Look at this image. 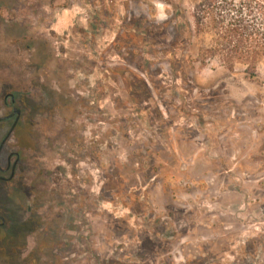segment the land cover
I'll return each instance as SVG.
<instances>
[{
  "label": "clouds",
  "instance_id": "clouds-1",
  "mask_svg": "<svg viewBox=\"0 0 264 264\" xmlns=\"http://www.w3.org/2000/svg\"><path fill=\"white\" fill-rule=\"evenodd\" d=\"M0 143V264H264V0H0Z\"/></svg>",
  "mask_w": 264,
  "mask_h": 264
},
{
  "label": "rangeland",
  "instance_id": "rangeland-1",
  "mask_svg": "<svg viewBox=\"0 0 264 264\" xmlns=\"http://www.w3.org/2000/svg\"><path fill=\"white\" fill-rule=\"evenodd\" d=\"M5 152V148L3 153ZM2 157V156H1ZM0 213L6 218L7 224L10 225L11 223L21 222L23 212L20 209L19 205H15L12 201L8 200L5 196V190H4V182L0 181ZM15 227L11 226V233L13 236ZM146 246H147V241H146ZM12 250V249H11ZM9 254L10 251H8Z\"/></svg>",
  "mask_w": 264,
  "mask_h": 264
},
{
  "label": "trees",
  "instance_id": "trees-1",
  "mask_svg": "<svg viewBox=\"0 0 264 264\" xmlns=\"http://www.w3.org/2000/svg\"><path fill=\"white\" fill-rule=\"evenodd\" d=\"M15 227L16 229H15V231L13 232L14 233V235H16V234H18V233H22L23 231H26L27 230V225H23V226H21L20 225V223H18V222H15V223H11L10 224V227ZM4 244V243H3ZM10 244H15V240H12V241H10ZM12 249V247L11 246H8L7 247V250L8 251H10V253H11V250Z\"/></svg>",
  "mask_w": 264,
  "mask_h": 264
},
{
  "label": "flooded vegetation",
  "instance_id": "flooded-vegetation-1",
  "mask_svg": "<svg viewBox=\"0 0 264 264\" xmlns=\"http://www.w3.org/2000/svg\"><path fill=\"white\" fill-rule=\"evenodd\" d=\"M1 144L2 143H0V146H1ZM3 151H4V145L0 149V157L4 155ZM17 162H19V161H17ZM10 178H11V176H9V179ZM0 181L1 182H4V177L0 176ZM2 218H4V220L7 222L6 218L0 213V221H3ZM3 243H4V241L3 240H0V245H4Z\"/></svg>",
  "mask_w": 264,
  "mask_h": 264
},
{
  "label": "water",
  "instance_id": "water-1",
  "mask_svg": "<svg viewBox=\"0 0 264 264\" xmlns=\"http://www.w3.org/2000/svg\"><path fill=\"white\" fill-rule=\"evenodd\" d=\"M2 146H3V144H1L0 149L2 148ZM2 220L5 221L4 218H2Z\"/></svg>",
  "mask_w": 264,
  "mask_h": 264
}]
</instances>
